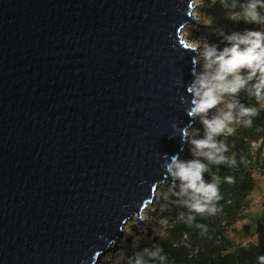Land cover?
<instances>
[{"label": "water", "instance_id": "95a60500", "mask_svg": "<svg viewBox=\"0 0 264 264\" xmlns=\"http://www.w3.org/2000/svg\"><path fill=\"white\" fill-rule=\"evenodd\" d=\"M193 0H0V264H97L183 156Z\"/></svg>", "mask_w": 264, "mask_h": 264}, {"label": "rangeland", "instance_id": "374dc122", "mask_svg": "<svg viewBox=\"0 0 264 264\" xmlns=\"http://www.w3.org/2000/svg\"><path fill=\"white\" fill-rule=\"evenodd\" d=\"M232 4H234L233 0H197L196 4L193 0L192 5H195V7L192 14L195 15L197 23L187 26L183 32V40L199 42V39L203 41L206 39L208 45H215L218 51L228 47V44L221 43L217 34L213 33L219 30L225 37L230 36L233 33L232 27H236L238 21H242L241 15L235 14L237 10ZM257 11L264 18V6L258 7ZM219 13H221L223 18H220ZM254 24L256 26L252 29L238 33L243 34L246 31L264 32V19L260 23ZM212 26L215 28L214 31L209 30V27ZM209 35H213L218 42H211ZM200 61V69H204L203 59L201 58ZM241 75L246 77L247 72L242 70ZM255 82V79L249 81L245 89L241 90L236 96L225 95L223 103L210 110L207 118L211 119L221 112L227 111V103L233 101L245 107H254L257 111L260 110L264 103H258L251 94L252 85ZM238 112L239 108L234 110L236 119L229 124V127L234 129V132L237 131V138L241 136L248 137L251 133V128L244 125L243 118L239 117ZM195 118V125L187 131L184 153L179 160L183 162L198 160L205 165H209L207 174H202L203 180L205 183H216L219 187L220 195L225 188L227 178L219 179L216 172L212 173V166L204 161L205 156L202 153L196 154L192 141L203 139L206 135V129L201 122V118L199 116ZM226 135H229L227 130L224 134L214 137V139L218 143ZM257 135L259 134L252 133L248 140L255 139ZM221 142L224 145L226 144L223 139ZM248 149L253 153V157L258 158L259 156L258 164L255 167H250L255 180V186L250 194L252 207L244 213L243 220H238L234 223L231 229H235V231L227 229L223 233L224 238L231 244V248H228L225 253L233 252L235 248L240 246L246 248L250 244L263 249L255 242H252V237L264 230L260 231L262 227L264 228V177L259 174L264 171V165L262 166V160L264 159L262 139L248 142ZM229 153L230 150L225 153L226 160ZM234 153L236 154V152ZM238 154L243 159L246 157V153L241 149H239ZM230 159L232 160V157ZM247 165H250L248 161H246L244 166ZM229 166L233 167V164H229ZM191 196V191L182 192L179 179L175 180L173 178L171 185L159 187L154 203L142 213L140 220L133 219L124 226L123 236L115 250H110L102 255L97 264H137V261H140V264H172L169 263L164 254L169 249L175 255V264H209V261L217 254L213 250L214 247L223 245V242L220 241L218 236L209 234L204 230V224H198L204 219V213L199 214L189 208ZM179 199L182 201L180 204L177 201ZM189 217L192 219L189 220ZM261 238H264V234ZM153 253H156V255H152Z\"/></svg>", "mask_w": 264, "mask_h": 264}, {"label": "clouds", "instance_id": "9594fccd", "mask_svg": "<svg viewBox=\"0 0 264 264\" xmlns=\"http://www.w3.org/2000/svg\"><path fill=\"white\" fill-rule=\"evenodd\" d=\"M264 6V0H249L243 5L242 18L251 23H260L262 18L257 11L258 7ZM195 5L189 4V8ZM235 7V5H233ZM229 46L222 50H217L215 45L203 46L202 51L198 52L200 44L197 41H180L183 49L198 53V56L204 61V71L197 74L193 70L195 79L188 86L187 91L192 95L191 107L188 109L189 117L201 118V122L206 129V135L203 139L193 140L192 144L196 154H203L208 160L215 163L225 161L223 152L227 147L223 143H217L214 137L227 132H234L229 127L236 116L234 110L239 108V117H249L244 120V125H252L251 117L256 116L257 109L254 107H245L236 101L229 102L226 105L227 111H223L213 118H207V114L217 105L223 103L225 95L236 96L245 89L248 82L255 79L252 85L251 94L258 103H264V32L246 31L243 34L232 33L225 37ZM193 65L198 63L197 57H193ZM246 71L247 76L241 75ZM182 135H187V129L182 130ZM234 162V161H233ZM207 170L206 165L198 160L183 162L179 157L173 155L167 166V171L174 179L181 181L182 192L191 191V203L189 208L199 214L209 212L214 214L216 208L212 202L220 199L219 187L216 183H205L203 173ZM229 183L234 182V178H227ZM192 218L189 217V220ZM152 255H156L153 253ZM259 264H264V256L258 258ZM140 264V261H137Z\"/></svg>", "mask_w": 264, "mask_h": 264}, {"label": "trees", "instance_id": "16d2710c", "mask_svg": "<svg viewBox=\"0 0 264 264\" xmlns=\"http://www.w3.org/2000/svg\"><path fill=\"white\" fill-rule=\"evenodd\" d=\"M248 2L249 0H233L234 4L232 5H235V10H237L235 14L241 15L242 17V6L246 5ZM219 15L220 18H223L221 13H219ZM214 26L209 27V30L214 31ZM255 26L256 24L247 22L242 18V21H238V24L236 27H232V30L233 33H238L243 30L252 29ZM213 34H217L221 43L228 44L225 39V35L221 33V31L218 30ZM209 36V40L211 42H218L217 39H214L215 37L213 35ZM257 113L258 114L256 116L251 117V133L248 137L241 136L240 138H237V131L222 137V139L226 142L225 146L227 147V150H230V153L227 155V160L225 159L222 163H215L208 160L206 157L204 158V161L212 166V173L216 172L219 179L228 177L234 178L233 183H229L227 180L224 190L221 191L219 195L220 199L213 201L212 205H210V207L214 206L216 208V212L214 214L205 212L204 219L198 223L204 224V230H206L209 234L218 236L220 241L223 242V245H217L218 247H214L213 250H215L217 254L213 256V259L209 261V264H259L258 258L260 256H264V248L261 249L254 244H250L246 248L240 246L235 248L233 252L225 253L228 251V248H231V244L223 236V233L227 229H231L236 221L243 220L244 213L252 207L250 194L255 186V180L253 179L250 167H255L258 164L259 156L258 158L253 157V153L248 149V142L262 139V145L264 147V106L258 110ZM247 119H249V117H243V121ZM252 133H258L259 135H257L255 139L248 140ZM222 139H220L218 143H222ZM239 149L246 153V157H244V159L238 154ZM234 152H236V154ZM225 153L226 151L223 152V156L226 158ZM231 157L232 160L230 159ZM246 161H248L250 165L244 166ZM229 164H233V167L229 166ZM263 165L264 159L262 160V166ZM208 166L209 165H206L207 169ZM207 172L208 171L206 170L204 175L207 174ZM262 172L263 173L260 172L259 174L264 177V171ZM177 201H179V204L182 202L181 199ZM263 229L264 228L262 227L260 231ZM231 230L235 231V229ZM164 254L166 255L169 263H176L175 255L170 251V249L168 252L165 251Z\"/></svg>", "mask_w": 264, "mask_h": 264}, {"label": "crops", "instance_id": "0c3cea01", "mask_svg": "<svg viewBox=\"0 0 264 264\" xmlns=\"http://www.w3.org/2000/svg\"><path fill=\"white\" fill-rule=\"evenodd\" d=\"M263 234H264V230L252 237V242H255V244L259 245L262 248H264V238H261Z\"/></svg>", "mask_w": 264, "mask_h": 264}, {"label": "built area", "instance_id": "2783aa9c", "mask_svg": "<svg viewBox=\"0 0 264 264\" xmlns=\"http://www.w3.org/2000/svg\"><path fill=\"white\" fill-rule=\"evenodd\" d=\"M199 44H200V48L198 49V52H199V51H202L203 46H204L205 44L208 45L206 39H204V41L199 39ZM195 54H196V57H197V59H198V63L196 64V67H197V71H196V73L199 74V69H200V66H201V63H200V62H201V61H200L201 58L198 56V53H195Z\"/></svg>", "mask_w": 264, "mask_h": 264}, {"label": "bare ground", "instance_id": "6f19581e", "mask_svg": "<svg viewBox=\"0 0 264 264\" xmlns=\"http://www.w3.org/2000/svg\"><path fill=\"white\" fill-rule=\"evenodd\" d=\"M196 1L197 0H194V2H195V4H196ZM204 71V69H199V73H201V72H203ZM176 180V179H175ZM115 250V248L114 249H112L111 251H114Z\"/></svg>", "mask_w": 264, "mask_h": 264}]
</instances>
